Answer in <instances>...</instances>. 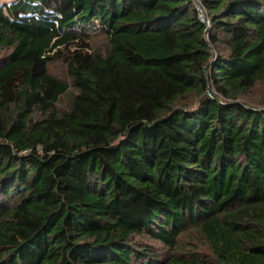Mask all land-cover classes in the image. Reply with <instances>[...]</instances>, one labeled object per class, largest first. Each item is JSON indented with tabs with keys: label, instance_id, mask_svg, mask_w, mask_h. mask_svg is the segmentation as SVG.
Listing matches in <instances>:
<instances>
[{
	"label": "trees",
	"instance_id": "trees-1",
	"mask_svg": "<svg viewBox=\"0 0 264 264\" xmlns=\"http://www.w3.org/2000/svg\"><path fill=\"white\" fill-rule=\"evenodd\" d=\"M201 1L0 0V264H264V0Z\"/></svg>",
	"mask_w": 264,
	"mask_h": 264
},
{
	"label": "rangeland",
	"instance_id": "rangeland-1",
	"mask_svg": "<svg viewBox=\"0 0 264 264\" xmlns=\"http://www.w3.org/2000/svg\"><path fill=\"white\" fill-rule=\"evenodd\" d=\"M3 2H1L0 4H2ZM105 43H106V39H105L104 36H99V37L95 38L94 41H93V45L96 46L97 48H99L101 45H104ZM5 53L6 52L3 51V50L0 51V58H2ZM50 71H51V73H53L54 75H56L58 77H61V78L67 79V80L69 79L67 77V69H66V66L64 64H62L61 62H59V61H53V63H51ZM71 89L73 90L72 87H71ZM211 90H213V89H211ZM263 91H264V86H258L257 89L253 93V95L257 97V101L258 102L260 101V99H262L261 98V94H262ZM61 100L62 101L58 105V107L60 109H66V107H68V105L71 102V94L65 96ZM202 250H204V248Z\"/></svg>",
	"mask_w": 264,
	"mask_h": 264
},
{
	"label": "built area",
	"instance_id": "built-area-1",
	"mask_svg": "<svg viewBox=\"0 0 264 264\" xmlns=\"http://www.w3.org/2000/svg\"><path fill=\"white\" fill-rule=\"evenodd\" d=\"M196 10L198 12V16L200 18V20L208 27H211V20L209 18L208 12L206 7L203 5L201 0H192Z\"/></svg>",
	"mask_w": 264,
	"mask_h": 264
},
{
	"label": "water",
	"instance_id": "water-1",
	"mask_svg": "<svg viewBox=\"0 0 264 264\" xmlns=\"http://www.w3.org/2000/svg\"><path fill=\"white\" fill-rule=\"evenodd\" d=\"M208 93L210 94V96H212L213 98H216L215 93L213 92V90L209 89Z\"/></svg>",
	"mask_w": 264,
	"mask_h": 264
}]
</instances>
